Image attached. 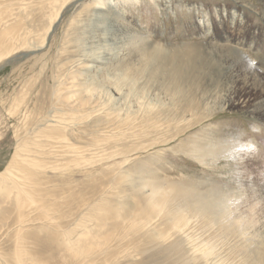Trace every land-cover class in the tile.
Returning <instances> with one entry per match:
<instances>
[{
  "label": "rangeland",
  "instance_id": "374dc122",
  "mask_svg": "<svg viewBox=\"0 0 264 264\" xmlns=\"http://www.w3.org/2000/svg\"><path fill=\"white\" fill-rule=\"evenodd\" d=\"M99 3L118 22L113 31H124L114 45L95 22ZM0 37V172L19 145L12 177L39 182L17 206L0 191V264H17V249L27 264H87L68 247L79 222L99 232L91 264L264 263V119L235 104L258 95L240 85L220 48L264 74V0H0ZM190 48L201 55L199 89L176 96L161 70L184 66ZM210 57L219 63L209 68ZM90 75L101 84L87 85ZM230 96L236 101L190 120L165 118L181 115L188 101ZM56 133L80 147L79 165ZM155 188L169 207L133 231L117 216L118 200L137 206ZM36 201L52 206L53 222L41 219ZM178 207L194 215L183 231L160 219ZM63 230H74L71 241ZM209 233L205 261L193 246L202 248Z\"/></svg>",
  "mask_w": 264,
  "mask_h": 264
},
{
  "label": "bare ground",
  "instance_id": "6f19581e",
  "mask_svg": "<svg viewBox=\"0 0 264 264\" xmlns=\"http://www.w3.org/2000/svg\"><path fill=\"white\" fill-rule=\"evenodd\" d=\"M115 2H116V0H108L109 5L114 4ZM99 5L100 6L97 8L98 15H97V19L95 20V22L102 24L106 30H108V31L110 30V32L108 33L109 37L107 39V42L109 40H111L112 44L114 45V43L117 40H120V38L122 37L121 33H123L124 31L122 29H120L119 27L116 28V32L113 31L114 26H119L118 22L116 21V19H114L112 17V15L110 14V12H108L106 7H103L100 3H99ZM234 18H235V14H234V12L231 11L228 14V19H230V22L232 23ZM236 24L239 26V27H236L238 30V28L241 27L242 23H240L238 21V22H236ZM232 26H233V23L231 25V31L235 29V27L233 28ZM227 30H229V29H227ZM9 33H10V30H9ZM231 33L232 32H230V34ZM2 38H3V40L7 39L4 35H2ZM0 39H1V37H0ZM196 48H198V47H196ZM220 48H221V50L225 51L224 58L225 59L228 58V60H229V62L227 64L231 68L234 67L236 69L237 78L240 81V85L242 87L246 88L248 92H249V90H252L253 92L257 93V95H258L257 98L254 99V101L249 102V104H247V102H246L248 99L242 100V101H237L235 104H238L239 106H241L243 108L246 107L245 109L248 110L250 113H253V114L257 113L261 119H264V74L257 72L252 67H250L249 66L250 64H247L246 61L243 60L244 58L242 59V57L239 56L236 53V51H233L232 48H228L226 46L220 47ZM109 55H111L109 57V59H110L112 56L117 57L119 55V53L115 51ZM196 55H197L196 50L193 48H190V50L187 51V58H186V61L184 63L185 64L184 66L177 65L175 68H173L171 70L166 69V68L161 70V73L165 74L170 79V83H171L170 87L173 91V95H176V96L192 95V93H194L196 91V89H199L198 88L199 87L198 86V82H199L198 80H200V79H198V78H200L201 75L203 74L202 73L203 70H201L199 68L200 65L197 66L196 64H194V62H196V59L201 56V55H197V56ZM92 58H96V57H92ZM210 58H209L210 62H209V66H208L209 68L211 66H213L214 64H216L217 62L219 63V61L216 60L214 57L213 58L210 57ZM111 59L113 60V58H111ZM95 60H94V62H95ZM204 64L206 65V62ZM210 64H211V66H210ZM94 69H95V66H94ZM199 73H201V75H199ZM94 76L95 75H92V76L90 75L88 78H86L87 76L85 77V79H87V81H85L87 85H94V83H95ZM100 77H101V75H97V80L95 83L96 85H98L99 83L101 84V81L99 80ZM196 82H197V85L194 87L193 85ZM94 89L97 90L98 88L94 87ZM118 99H121V96H119ZM223 101L224 102H222V103H218L215 100H211V101L208 100L207 102L205 101L204 103H201V102L198 103L194 100H191V101H188L187 104H185V108L182 110L181 115L169 116V118H167V116H166L165 118H166V120H171V119L175 120V122L182 119V118L186 119V120L187 119L190 120L191 118H193L192 116H194L198 113L208 111V110H211V109L216 108V107H223L226 105V101L235 102L236 100H233L232 97L230 96L229 98H227ZM185 113H187L188 116H190V117L186 118ZM173 118H176V119H173ZM158 121H159V119H158ZM56 134L58 136V137H56V139L61 141V142H64V148H65L64 152L66 154L68 152H73L76 156L73 159L75 161L74 164L79 165L80 164V157H79L80 156L79 155V153H80L79 148L80 147L77 146L75 143H70L69 141L65 143L66 137L64 135H59L58 133H56ZM56 134H54V135H56ZM50 135L53 136V134L49 133L48 136H50ZM19 147H22V146L18 145L16 147L10 163L8 164V166L3 171L0 172V191L2 192L4 190L8 194L12 193V199H13V203L15 204V206H17L18 204L21 203V193H24L25 197H31L32 194H34L36 192L38 193V191H39V189H38L39 188L38 187L39 182L36 181L34 179V177L31 176V174H28V176H29L28 181L29 182H20L19 183L17 180V174L15 175V178L12 177L15 174V172L12 168L19 169V167H20L19 158L21 156L20 151H22V150H19L18 149ZM36 147H38V146H36ZM32 166L36 167V168H41L42 162L40 160H32ZM5 173H7L9 175V177H6ZM29 179L31 180V182ZM124 179L122 181H124ZM128 181L131 184H133V182H134L133 180H128ZM141 187L143 188L144 186H141ZM130 189H132V187H130ZM166 194H165L164 190H160L159 188L152 189L150 191L148 197L146 198L145 203H141L140 205H137L138 208H137L136 203L133 199L130 201H124L122 199H119L117 202V205H116L117 209L115 211L117 213V216L121 219V221L128 220L130 222V229H132L133 231L140 224L143 226L142 228H144V226L147 225L148 223H150V221L152 220L153 214L159 215L161 210H164L166 207H169V199L167 198ZM175 197L177 198L176 195H175ZM37 202L38 201H36V203ZM50 207H52L50 204H48V203L45 204L44 202H40L39 204L38 203L36 204V208L39 209V216H41V219L49 221V222H53L54 217L50 213L51 212ZM113 209H115V208H113ZM0 210L2 213H5V209H0ZM223 210L226 211L225 208ZM191 212L195 213L194 211H191ZM100 213H101V209L99 207L93 208L91 213H88L86 217L88 219L97 218L96 215H98ZM165 213L166 214H161L160 219L163 220L161 222L164 223V225L168 229L174 228L175 231L176 230L177 231H183V229L186 226H188V224L191 222L190 218L194 217L193 214L189 215L187 212H184V210L181 207L176 208V210H172L171 208H169L167 211H165ZM115 214L113 216L116 217ZM109 221H110V219H109ZM248 221H254V220L250 218V219H248ZM86 223H88V222H86ZM200 226H201V228L207 227L208 229H206L204 231V233L208 232L209 226L207 223L204 222V223L200 224ZM238 226H241V224H238ZM77 229H79L77 232L78 236L76 237V240L74 242L68 244V247L70 248V251L73 253L74 256H76L77 258H80L83 262H86L87 264H91V262H92L91 261V253L93 251L92 248L94 249V247L98 246V244L94 241L95 240L94 238L97 236V233H99V232L94 231V228H89L86 224H82V222H79ZM80 230H81V232H79ZM98 231H99V229H98ZM62 233H63V236L65 237L66 241L69 242V241H71L70 237L74 233V230H69V234H68L67 230H63ZM151 234L155 237H158V238L160 237V235L156 231L151 232ZM213 234L214 233H209V235L207 236V243L204 244L202 248L192 245L193 250L196 253L197 252L200 253V257L204 258L205 261H207L208 260L207 258H209V256L213 254L212 253L213 246H211V244H210V241L212 240V238H214ZM226 235H227L226 231H224V230L220 231L219 232V239L221 237H226ZM217 236H216V238H218ZM164 237L165 236H163V238ZM193 240H194V236H190L189 242L191 243V242H193ZM22 251L23 250H21V249H17L16 257H15L17 264H27V262L25 261V259L23 257L24 253ZM259 251H260V249H258V252ZM196 253H195V255H196ZM200 257H198V258H200ZM214 264H221V263L214 262ZM253 264H264L261 256H259Z\"/></svg>",
  "mask_w": 264,
  "mask_h": 264
},
{
  "label": "clouds",
  "instance_id": "9594fccd",
  "mask_svg": "<svg viewBox=\"0 0 264 264\" xmlns=\"http://www.w3.org/2000/svg\"><path fill=\"white\" fill-rule=\"evenodd\" d=\"M255 130V129H254Z\"/></svg>",
  "mask_w": 264,
  "mask_h": 264
}]
</instances>
